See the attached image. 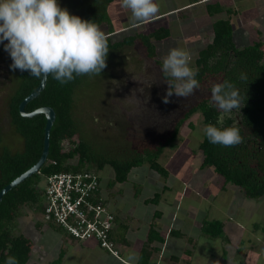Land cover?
I'll use <instances>...</instances> for the list:
<instances>
[{
	"label": "rangeland",
	"instance_id": "rangeland-1",
	"mask_svg": "<svg viewBox=\"0 0 264 264\" xmlns=\"http://www.w3.org/2000/svg\"><path fill=\"white\" fill-rule=\"evenodd\" d=\"M86 1L89 0H58L61 7L67 8L74 15L78 14L77 10H81V5ZM228 1L223 2L230 4L231 2ZM156 2L161 12L175 1L156 0ZM240 5H242L240 11L245 7L244 13L238 14L241 22L255 25L254 20L251 21L252 17L257 15L258 9L261 12L264 11V3L256 4L251 1L240 3ZM263 14L262 17H264ZM107 16L116 29L133 23L130 21V12L120 7L119 0H114L108 5ZM204 22V25L196 31L190 25L185 29L175 26L173 29L175 35L179 30L182 31V28L187 31L186 41L179 47L188 52L193 51L189 52L191 65L196 69L199 45H206L212 36L210 23L206 20ZM101 28L108 33L107 24L101 25ZM143 29L145 28L139 27L118 32L111 37V40L121 41L127 35L144 33ZM196 35L197 38H195ZM251 37L253 33L250 34ZM255 40L256 38L253 37V43ZM165 42L170 48H174L171 39ZM132 43L131 46L126 44L108 54L107 67L101 75L82 76L83 83L77 94L74 109V117L81 131L77 136L89 141L97 150L101 149L112 156L121 158L129 156L135 158L138 154L135 152L137 149L155 150L158 141L171 134L174 124L180 120L181 115L188 108L202 98L210 96L207 83L205 85L207 89L204 91L196 90L187 98H178L173 95L169 98V103H164L163 97L168 86L162 76L161 65L167 51L166 45L158 43L157 51L156 46L154 47L155 56H149L150 52H146L147 49L142 42L134 40ZM193 43L195 48L190 50L189 47ZM2 60L3 58L0 62ZM152 61H155L157 65ZM133 76L136 79H133ZM134 89L137 90L136 95L131 96ZM139 89H142V92ZM7 92H1L0 101L7 103ZM113 123L116 125L119 123L120 126L114 127ZM204 126L203 114L201 110H198L181 126L176 148L164 149L159 161L168 169V179L151 169L149 163H143L131 170L127 181L114 186L116 191L111 196L109 204L117 216L116 225L120 218L135 224V221H139L136 218L138 216L142 226L141 237H147L150 228L143 229L144 225L150 226L148 224L152 220L157 222L159 217L153 219V214L158 209L163 210L164 219L159 220L158 225L166 236V243L160 256L167 257V263H163L161 258V264H264V197L245 198V191L235 185H228V192H224V179L211 167L201 168L203 153L199 145L204 137ZM7 143L13 149H21L24 144L22 136L16 132L9 134ZM100 176L106 187L108 179L113 177L112 168L106 166L100 171ZM37 185L43 188L46 185V178L40 175ZM165 185L170 188V191L163 190ZM156 192H163L162 197L167 199L165 204L159 202L160 205L156 206L158 204L145 201L153 197ZM36 212L37 210L31 205L23 206L20 211L21 218L17 219L14 229L15 233H21L26 228L25 234L29 235L33 243L34 257H39L40 252L43 251L45 256L42 255L41 263L49 264V260L59 258L62 248L66 255L72 253L71 245H67V231L58 226H52L62 234L63 241L57 240L53 235H47V227L40 229L32 221L36 222L41 217ZM204 218L224 221L227 243L223 242V238L210 241L206 235H201L200 226ZM255 222H257L256 226ZM172 228L180 229L187 236H192L195 239V246L191 247L192 243H189L186 237L170 235L169 230ZM189 248H193L191 256L185 253ZM223 248L226 251L225 258L222 257ZM82 254L83 252L78 256L73 253L70 256L76 263H81ZM121 254L124 257V251L121 250ZM173 255L179 256L178 260L171 259L170 256ZM108 263L113 264L110 258Z\"/></svg>",
	"mask_w": 264,
	"mask_h": 264
},
{
	"label": "trees",
	"instance_id": "trees-1",
	"mask_svg": "<svg viewBox=\"0 0 264 264\" xmlns=\"http://www.w3.org/2000/svg\"><path fill=\"white\" fill-rule=\"evenodd\" d=\"M114 0H89L82 4L78 16L82 19L93 20L100 26L107 24L109 53L123 47L126 44H133L140 41L150 52L149 56H155L154 40H163L171 35L170 29L158 27L150 33H137L127 35L121 41L113 42L110 34L115 31L113 24L107 16V7ZM199 1V0H193ZM232 13L233 9L227 8L221 2H210L207 4V12L211 15H218L223 12ZM140 39V40H138ZM108 53V54H109ZM198 69L197 79L200 82L198 90L204 91L209 84V90L215 83H222L225 80L232 82L240 92L244 100L243 107L238 114L241 118L237 121L244 142L234 147H224L210 143L204 135L199 145L203 153L201 168L211 167L215 173L224 179L223 188L228 185H235L245 191L247 198L260 199L264 197V43L257 41L244 48H239L233 39V26L228 18L217 19L213 22V39L203 48L196 58ZM246 79H241V75ZM163 76V75H162ZM23 84L18 95L14 98V126L18 133L26 139L25 149L21 153L9 154L3 167V177L0 181V190L12 182L16 177L30 169L41 157L47 118L45 114L33 117L22 116L19 112L21 100L33 92L40 84L41 77L37 78L28 72H22ZM82 76L67 84H60L51 76L47 77V83L41 93L28 102L26 111H33L43 106L52 107L56 112V120L50 134V150L46 163L40 172L27 178L25 181L7 192L0 204V264H4L5 258L9 255L15 256L19 264H27L32 253V246L29 237L24 233H15L17 219L21 216L23 206L31 205L41 212L43 194L38 189L41 176L61 171H84L95 170L100 174L106 166H110L113 177L108 179L107 188L113 189L115 185L128 180L131 170L143 163H149L151 169L160 173L165 179L169 177V171L159 161L166 147L176 148L177 138L181 126L195 112L201 110L204 117V124H215L218 119V109L211 106V95L202 98L195 105L188 108L178 122L172 128L171 134L158 141L155 150L137 149V156L121 158L112 156L107 152L94 148L89 141L77 135L81 132L74 117L76 97L82 87ZM225 126H230L233 120H225ZM83 136V135H82ZM136 155V154H135ZM100 180L102 178L100 176ZM103 184V183H102ZM104 187V185H102ZM101 188L102 193L106 192ZM166 189V185L164 186ZM139 194V193H138ZM137 194V195H138ZM162 193L156 192L153 197L147 198V203L158 204ZM108 199V197H107ZM108 201H110L108 199ZM36 216V215H35ZM162 213L155 211L154 217H160ZM21 218V217H20ZM38 228L45 224L38 218L32 220ZM117 221V216H116ZM257 225V222L254 223ZM49 226H56L49 224ZM201 231L210 241L223 238L227 243L228 237L225 233V223L220 219L204 218L201 223ZM69 234V232H66ZM169 234L179 238L186 237L191 247L195 246V239L187 236L180 229L172 228ZM69 236H71L69 234ZM73 238V236H71ZM111 239L117 243L124 242L122 235H111ZM156 241L164 243L166 236L157 229L155 223L151 225L147 241L140 252V264H150L151 254L157 248L152 246ZM99 244V243H98ZM100 246V244H99ZM101 247V246H100ZM102 248V247H101ZM110 253L107 249L102 248ZM223 258L226 251L223 250ZM192 249H186L185 253L191 256ZM64 252L60 253L58 259L52 264L60 263ZM179 256H171V259L178 260Z\"/></svg>",
	"mask_w": 264,
	"mask_h": 264
},
{
	"label": "clouds",
	"instance_id": "clouds-1",
	"mask_svg": "<svg viewBox=\"0 0 264 264\" xmlns=\"http://www.w3.org/2000/svg\"><path fill=\"white\" fill-rule=\"evenodd\" d=\"M119 4L130 12L133 23L150 20L159 13L156 0H119ZM0 44L11 57L12 70L26 71L37 78L51 76L62 85L80 76H99L107 67L108 36L101 26L71 14L58 0H0ZM161 72L168 86L164 103H169L173 95L187 98L200 88L198 69L191 65L190 53L184 48L169 50L162 59ZM241 79L246 77L242 74ZM210 95L211 106L219 115L215 124L203 128L208 141L224 147L243 143L236 121L244 103L239 89L225 80L213 84ZM227 119L233 120L230 126H225ZM139 260L135 251H129L124 264H139ZM4 264L19 261L9 255Z\"/></svg>",
	"mask_w": 264,
	"mask_h": 264
},
{
	"label": "crops",
	"instance_id": "crops-1",
	"mask_svg": "<svg viewBox=\"0 0 264 264\" xmlns=\"http://www.w3.org/2000/svg\"><path fill=\"white\" fill-rule=\"evenodd\" d=\"M174 1L175 2L172 5H169V7H167V9L159 12L156 16H154L150 20H147L144 22H139V23H131L129 26H125V27L120 28V29H118V28L116 29L114 27L115 31L111 34V37L118 32L128 31L130 29L139 28V27L145 28V29H143L144 33H150L158 27H166V28L169 27L168 29H170V31H171V35L169 36L170 38H165L163 40H158V41L154 40L153 41L155 46H156V51L158 50L157 44L158 43H160V44L164 43V45H166V48H167L165 55H167L171 48L168 46V44H166L165 41H167L168 39H171V41H172L171 44H173V47H179V45H181V43H183V42L185 43V41H186L187 31H184V29L188 25H190V26L194 27L195 31L199 30V28H201L204 25V23H205L204 21L206 20V22H209L211 25L212 29L210 31H211L212 36L210 37V39L206 43V45H199L200 49L197 51L199 54V52L203 48H205L209 43L212 42V39H213V22L217 19L225 18L226 14H227L226 18L230 19L232 26H233L234 42L236 43V45L239 48H244L248 45L253 44V41H252L253 37L256 38L255 42L261 41L264 43V17H262V13H264V11L261 12L258 9L257 15H253L251 21L254 20L255 25H253V23H248V24L242 23L241 20L239 19V16L244 13L243 10L245 9V7H244L240 11V8L242 7V5H240V3L254 1V3L258 4V3H264V0H233V1L227 0L228 2H231L230 4L224 3L223 2L224 0H199L198 2L193 1V0H174ZM216 1L221 2L227 8L233 9V12L228 13L225 11V12L220 13L218 15L211 16L207 12V4L210 2H216ZM239 13H240V15L238 16ZM255 16H256V19H254ZM235 20H237V21L234 22ZM256 21H258V22H256ZM174 26L176 28L183 27L184 29L182 28L181 29L182 31L179 30V32L175 35L173 33L174 32L173 31ZM252 33H253V37L250 38V34L252 35ZM195 38H197V35L195 36ZM194 48H195V44L193 43L190 45L189 49L193 50ZM146 52H147V50H146ZM189 52H193V51H189ZM147 54L148 53H146V55ZM152 62L155 65H157V63L155 61H152ZM101 183H102V181H101ZM102 185H104V184H102ZM103 190L106 192V196L108 197L109 200H110L111 196H113L114 191H116L115 188L109 190L107 188V185H106V187H103ZM163 190H164V187H163ZM165 190L170 191V188L167 187V185H166ZM223 191L228 192V188H226V189L223 188ZM162 195H163V192H162ZM245 198H247V197H245ZM251 199H254V198H251ZM166 201H167V199H164L163 197L160 200L161 204L162 203L165 204ZM159 205H160V203H158V205H156V206H159ZM166 205L170 207L171 204L170 205L166 204ZM159 211L162 213V216L157 218L158 219L157 222L152 220V222L150 221V224H148L150 226L144 225L143 229L145 227L151 228V225L153 223H155L157 226V229L159 231H161V228L159 227L158 224L160 223L159 220L164 219V211L163 210H159ZM136 218L139 221H135V224L132 223V221L127 222V219H124V218L121 219L120 218V220L118 221V225H116V229H117V231L115 230L116 235L118 234L119 236L122 235L124 237V242L119 244V248H121V250L124 251V258L125 259L127 257V254L129 253V251H135L140 257V252L142 250V247L144 246V244L148 238V235H147V237L146 236L141 237L142 226H141L140 218L138 216ZM153 219H155V217ZM116 223H117V221H116ZM34 225L36 226V224H34ZM25 227H26V224H25ZM36 227H38V226H36ZM43 227L44 228L47 227V229H46L47 235H53L54 237H56L57 240L59 239V241H63L62 240V234L59 231H57L56 229H54V227H52V226H43ZM200 228H201V226H200ZM26 232H27V230L25 228V230H23V232H21V233L25 234ZM200 232H201V235H203L202 231H200ZM46 233L42 232V234H46ZM184 234H186V233L184 232ZM25 235L27 237H29V235H27V234H25ZM67 235H68L66 238L68 240L67 245L68 244L71 245L72 253L70 252L66 255L64 249L62 248L64 255L60 261L61 264L62 263L63 264H109L108 263L109 258L112 260L113 264H124V261H121V260L115 258L110 253H107L105 250H103L99 246V244L96 240L91 239V240L80 241V240H76V239L72 238L71 236H69V234H67ZM165 243H166V241L164 243H160V242L156 241L155 243L152 244V246L154 248H157L156 249L157 251L154 252L155 254L154 253L151 254V257H150L151 264H156V263L161 264V261H160L161 258L163 259V263H167V257L160 256L161 251L164 249ZM34 245H35V243H34ZM223 250H224V248H223ZM62 251L60 250V252H62ZM80 251L83 252V254H82L83 256L81 257V263H76L73 260V257L71 258L70 255L75 253L76 255L79 256L81 253ZM42 255L45 256L43 251H42V253L40 252L39 257H34L33 250H32L30 260L28 261L27 264H30V263L42 264L41 263V260L43 258ZM111 257H113V258H111ZM55 260H52V261L49 260L48 263L52 264L53 261H55ZM139 264H140V262H139Z\"/></svg>",
	"mask_w": 264,
	"mask_h": 264
},
{
	"label": "built area",
	"instance_id": "built-area-1",
	"mask_svg": "<svg viewBox=\"0 0 264 264\" xmlns=\"http://www.w3.org/2000/svg\"><path fill=\"white\" fill-rule=\"evenodd\" d=\"M41 219L45 224L69 232L76 240H96L112 256L125 261L118 244L111 239L116 214L102 193L100 174L95 170L61 171L44 176Z\"/></svg>",
	"mask_w": 264,
	"mask_h": 264
},
{
	"label": "flooded vegetation",
	"instance_id": "flooded-vegetation-1",
	"mask_svg": "<svg viewBox=\"0 0 264 264\" xmlns=\"http://www.w3.org/2000/svg\"><path fill=\"white\" fill-rule=\"evenodd\" d=\"M111 34H110V36H111ZM5 43H6V41H5ZM1 58H3V60L0 62V94L2 91H5V92L8 91L7 92L8 96L6 98L7 103L2 102L3 100L0 101V103H3L2 105H0V181L3 177V171H2L3 167L6 163V161L8 160L7 156L9 154H17L18 153L17 151H20L23 148L25 149V145H26V139L24 138V136H22L20 133H18L17 130L15 129L14 117L12 115L13 109H14V102H15L14 98L18 95L19 90L21 89L22 84H23V78L21 77L22 72L18 69L12 70L10 68V64L12 63V60H11V57L9 56L8 52H6L4 50L3 44H0V59ZM27 96H25L21 100V102L19 103V112L22 116H24V115L22 114L20 106H21V103L23 102V100ZM131 99L133 100V98H131ZM27 104L25 105V111H26ZM123 107H125V106H123ZM123 107H122V110H123ZM26 112H29V111H26ZM30 112H32V111H30ZM238 118H239V115L236 114V120H238ZM113 126L118 127V126H120V124L118 123V125H116V123H115ZM12 132H16L22 136L23 143H24L23 148L13 149V148L9 147V145H7L8 144L7 143V137ZM23 151L24 150L20 151L19 153H21Z\"/></svg>",
	"mask_w": 264,
	"mask_h": 264
},
{
	"label": "water",
	"instance_id": "water-1",
	"mask_svg": "<svg viewBox=\"0 0 264 264\" xmlns=\"http://www.w3.org/2000/svg\"><path fill=\"white\" fill-rule=\"evenodd\" d=\"M47 77H44V76L41 77V82H40L39 86L23 100V102L21 103V106H20L22 114L24 116L33 117V116H36V115L43 113V114H45V116L47 118V123H46V127H45L44 146H43V151H42L41 157L38 160V162L36 164H34L30 169H28L27 171L22 173L19 177H17L16 179H14L12 182H10L8 185H6L4 188L1 189V191H0V204H1L3 196L7 192H9L11 189H13L17 185H19L20 183L25 181L27 178L32 177L34 174L40 172V169L42 168V166L46 163V161L48 159L49 150H50V134H51V129L53 127V124L56 120V112L52 107H49V106H43V107L37 108V109L33 110L32 112H26L25 111V105L29 101H31L32 99L37 97L41 93V91L45 88L46 83H47ZM240 118L241 117L239 116V119Z\"/></svg>",
	"mask_w": 264,
	"mask_h": 264
}]
</instances>
